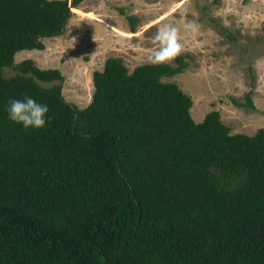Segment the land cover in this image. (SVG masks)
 Instances as JSON below:
<instances>
[{"label": "trees", "instance_id": "obj_1", "mask_svg": "<svg viewBox=\"0 0 264 264\" xmlns=\"http://www.w3.org/2000/svg\"><path fill=\"white\" fill-rule=\"evenodd\" d=\"M81 1L0 0V264H264V126L230 132L218 109L194 121L162 79L187 53L130 70L106 56L81 107L57 67L13 60ZM248 93L234 103L254 108ZM25 97L49 107L43 129L9 120Z\"/></svg>", "mask_w": 264, "mask_h": 264}, {"label": "rangeland", "instance_id": "obj_2", "mask_svg": "<svg viewBox=\"0 0 264 264\" xmlns=\"http://www.w3.org/2000/svg\"><path fill=\"white\" fill-rule=\"evenodd\" d=\"M128 14L137 18L133 30ZM188 21L200 25L198 33L184 30ZM163 24L179 28L188 65L162 79L189 94L192 119L218 109L230 132L264 126V0H83L71 8L61 33L42 37L41 49L17 50L13 60L57 67L63 97L81 107L92 92L91 71L108 55L120 56L129 70L149 62L151 38ZM13 72L1 68L4 76ZM246 92L254 108L234 103L244 101Z\"/></svg>", "mask_w": 264, "mask_h": 264}, {"label": "clouds", "instance_id": "obj_3", "mask_svg": "<svg viewBox=\"0 0 264 264\" xmlns=\"http://www.w3.org/2000/svg\"><path fill=\"white\" fill-rule=\"evenodd\" d=\"M52 3V0H47ZM186 32L198 33L200 25L195 21L183 23ZM94 38V37H93ZM95 40V39H94ZM154 45L148 61L152 66L171 64L184 51L181 43L180 30L173 24H163L157 29L156 34L151 38ZM50 109L46 104L37 102L32 97L15 99L9 101V120L16 125H21L24 129L40 130L48 122Z\"/></svg>", "mask_w": 264, "mask_h": 264}]
</instances>
